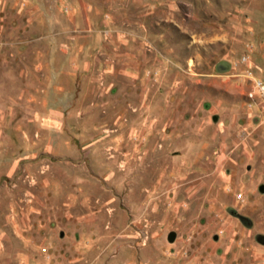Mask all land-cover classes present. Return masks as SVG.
<instances>
[{
    "label": "rangeland",
    "instance_id": "1",
    "mask_svg": "<svg viewBox=\"0 0 264 264\" xmlns=\"http://www.w3.org/2000/svg\"><path fill=\"white\" fill-rule=\"evenodd\" d=\"M264 0H0V264H264Z\"/></svg>",
    "mask_w": 264,
    "mask_h": 264
},
{
    "label": "built area",
    "instance_id": "2",
    "mask_svg": "<svg viewBox=\"0 0 264 264\" xmlns=\"http://www.w3.org/2000/svg\"><path fill=\"white\" fill-rule=\"evenodd\" d=\"M259 91H260V94H261V99H262V103H263V106H264V85L262 84H259Z\"/></svg>",
    "mask_w": 264,
    "mask_h": 264
}]
</instances>
